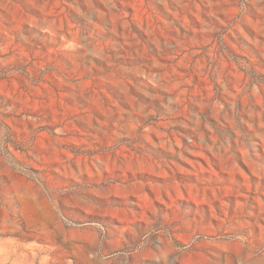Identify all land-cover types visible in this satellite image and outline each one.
I'll use <instances>...</instances> for the list:
<instances>
[{
  "label": "rangeland",
  "instance_id": "obj_1",
  "mask_svg": "<svg viewBox=\"0 0 264 264\" xmlns=\"http://www.w3.org/2000/svg\"><path fill=\"white\" fill-rule=\"evenodd\" d=\"M0 264H264V0H0Z\"/></svg>",
  "mask_w": 264,
  "mask_h": 264
}]
</instances>
